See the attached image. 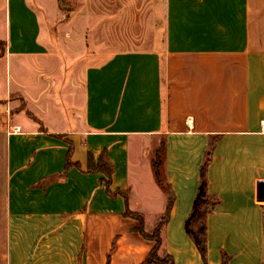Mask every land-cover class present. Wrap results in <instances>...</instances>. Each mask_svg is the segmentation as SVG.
<instances>
[{
	"label": "crops",
	"instance_id": "crops-1",
	"mask_svg": "<svg viewBox=\"0 0 264 264\" xmlns=\"http://www.w3.org/2000/svg\"><path fill=\"white\" fill-rule=\"evenodd\" d=\"M150 2L146 48L80 71L30 0H0V264H146L127 207L149 232L170 195L159 256L205 264L185 226L213 142L206 264H264V0Z\"/></svg>",
	"mask_w": 264,
	"mask_h": 264
},
{
	"label": "rangeland",
	"instance_id": "rangeland-1",
	"mask_svg": "<svg viewBox=\"0 0 264 264\" xmlns=\"http://www.w3.org/2000/svg\"><path fill=\"white\" fill-rule=\"evenodd\" d=\"M30 1L41 14L43 29L50 31L56 40L51 48L52 54L74 63L80 71L86 65L101 62L105 57V50L131 49L135 44L146 48L153 40L144 35L153 14L150 0ZM61 4L73 7V10L62 9ZM119 34L121 37L117 36ZM0 42L1 52L3 42ZM79 70L74 72L78 74ZM2 93L0 80V94ZM14 98L17 99L16 96ZM160 169L162 170V165ZM202 223L203 219H200L193 227L198 229ZM161 225L162 221L146 233L149 236L156 235Z\"/></svg>",
	"mask_w": 264,
	"mask_h": 264
},
{
	"label": "trees",
	"instance_id": "trees-1",
	"mask_svg": "<svg viewBox=\"0 0 264 264\" xmlns=\"http://www.w3.org/2000/svg\"><path fill=\"white\" fill-rule=\"evenodd\" d=\"M1 43V42H0ZM3 50L0 52V58L4 55L5 52V43H3ZM214 148V142L211 144V147L209 151L207 152L205 161L201 167L200 170V185L198 188L197 196L193 204V210L189 218L187 219L186 222V232L187 234L193 239L200 255L201 258L203 259L204 263L206 264L207 261V246H206V226H205V220L208 216L209 213H211L215 206L219 203L217 199L212 197L208 191H207V179H206V172L207 168L211 162V155L212 151ZM164 149V143H162L161 147L156 153V157L154 160V168H155V174L157 176V179L161 183V176H160V171H159V166H160V154L163 152ZM70 150H69V155L67 159V168L71 165L70 161ZM89 172H102L107 175V180H105L106 187L109 190L110 186V181H111V176H112V167L106 162V160L101 157L97 163H95L92 159V157L89 158ZM119 194H123L120 193ZM126 199V196H125ZM173 204V198L170 195L169 199V204L167 206V211L163 217L162 220V225L160 229L157 231L156 235H148L144 229V221L141 215L137 213L131 212L128 207L127 211L125 213V216L131 217L135 220L138 221L139 227H138V232L146 239L151 240L155 242V247L152 249V251L149 253L148 257L145 259L146 264H171V258L167 255H164L162 258L159 256L158 251L161 248L162 245V240H161V230L162 227L166 224L169 218V214L172 208ZM200 219H203L202 225L198 228L195 229L193 227L194 224ZM222 264H227V261L224 260Z\"/></svg>",
	"mask_w": 264,
	"mask_h": 264
},
{
	"label": "water",
	"instance_id": "water-1",
	"mask_svg": "<svg viewBox=\"0 0 264 264\" xmlns=\"http://www.w3.org/2000/svg\"><path fill=\"white\" fill-rule=\"evenodd\" d=\"M62 9L66 10V11H72L73 10V7H69V6H66V5H60ZM263 198H264V195H263Z\"/></svg>",
	"mask_w": 264,
	"mask_h": 264
},
{
	"label": "built area",
	"instance_id": "built-area-1",
	"mask_svg": "<svg viewBox=\"0 0 264 264\" xmlns=\"http://www.w3.org/2000/svg\"><path fill=\"white\" fill-rule=\"evenodd\" d=\"M13 132H14V133L19 132V129H18V128H14V129H13Z\"/></svg>",
	"mask_w": 264,
	"mask_h": 264
}]
</instances>
